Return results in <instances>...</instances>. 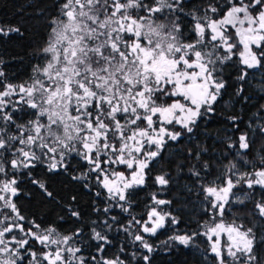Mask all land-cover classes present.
I'll return each instance as SVG.
<instances>
[{
	"label": "snow or ice",
	"instance_id": "6c2138e0",
	"mask_svg": "<svg viewBox=\"0 0 264 264\" xmlns=\"http://www.w3.org/2000/svg\"><path fill=\"white\" fill-rule=\"evenodd\" d=\"M12 33L20 29L0 25V37ZM40 55L27 80L9 82L0 70V264H152L154 252L177 246L207 264H264V147L253 151L256 136L264 139V104L246 124L225 117L215 164L198 144L177 165L201 209L195 230L162 198L171 173L153 172L169 146L193 141L216 117L226 77L238 103L251 99L252 78L264 90V0H57ZM52 175L90 192L95 218L85 219L75 195L62 203L49 190ZM22 180L61 208L59 221L78 226L63 231L26 215ZM150 188L137 214V194ZM114 232L125 240L109 256Z\"/></svg>",
	"mask_w": 264,
	"mask_h": 264
},
{
	"label": "trees",
	"instance_id": "16d2710c",
	"mask_svg": "<svg viewBox=\"0 0 264 264\" xmlns=\"http://www.w3.org/2000/svg\"><path fill=\"white\" fill-rule=\"evenodd\" d=\"M57 0H0V25H11L20 29V34L12 33L7 37H0V70H3L9 82L19 83L27 80L32 75L34 65L43 63L40 50L45 46L48 36V19L56 12ZM200 0H192V5L198 6ZM234 76V73L232 74ZM226 91L223 93L217 104V115L211 122H201L193 141L182 140L177 145L169 146L162 153L159 162L153 166L154 174L159 173L163 168L171 173L173 183L163 193L162 198L172 201L171 209L183 222L196 229V221L202 213L199 202L195 196V189L189 192L191 178L187 175V168L181 172L178 164H184V157L189 148H195L198 144L206 146L209 152L204 155L205 160L215 164V157L224 150L220 142L226 135V120L228 115H240L245 124L248 118L256 111L260 104H264V94L259 92L255 85L256 79L246 87V95L251 99L247 103H238L239 97L234 95L236 85L231 77ZM245 125L242 124V127ZM264 147V139L256 136L253 144V151ZM49 190H51L62 203H67L72 195L77 196V205L82 211L85 219L95 218L92 212L93 195L86 189L72 181L70 177L52 175L47 178ZM22 193L18 203L26 215L43 219L46 222L57 220L63 231H71L78 225L72 220L59 221L58 217L63 215L61 208L52 201L45 198L39 190L26 181H21ZM154 188L140 191L136 199L140 202L136 208L139 214L143 207V201ZM233 213L244 218V222L251 226L255 223L248 216L246 208L233 206ZM113 214H119L114 212ZM122 219H124L122 217ZM231 219V216H229ZM184 227V223L180 225ZM88 231L87 225L84 226ZM171 232H162L158 237L152 238L153 242L159 243L165 240ZM264 234V226L257 229V235ZM113 238V245L108 249L107 254H116L118 247L125 240L123 233L114 232L109 234ZM200 248H204L203 238L197 241ZM129 247H131L129 245ZM94 251V249H93ZM87 254V250H86ZM258 254L264 257V243L258 245ZM152 264H207L200 251L194 248L177 246L171 251L161 247L153 253Z\"/></svg>",
	"mask_w": 264,
	"mask_h": 264
},
{
	"label": "rangeland",
	"instance_id": "374dc122",
	"mask_svg": "<svg viewBox=\"0 0 264 264\" xmlns=\"http://www.w3.org/2000/svg\"><path fill=\"white\" fill-rule=\"evenodd\" d=\"M252 79H256L255 85L257 86L259 92H261V93L264 94V90L261 89V86H260V84L258 83L259 77L257 76V77H254V78H252ZM252 79H251V80H252Z\"/></svg>",
	"mask_w": 264,
	"mask_h": 264
}]
</instances>
